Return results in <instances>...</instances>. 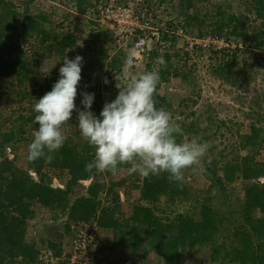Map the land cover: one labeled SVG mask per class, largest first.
Returning a JSON list of instances; mask_svg holds the SVG:
<instances>
[{"label": "rangeland", "instance_id": "1", "mask_svg": "<svg viewBox=\"0 0 264 264\" xmlns=\"http://www.w3.org/2000/svg\"><path fill=\"white\" fill-rule=\"evenodd\" d=\"M97 1L99 0H0V160L3 153L6 156L4 146L8 145V154L12 156L13 164L27 170L28 145L38 128L34 123V105L52 90L59 79V68L63 65L65 56L68 59H74L77 55L83 58L82 79L75 101L77 110H83V92L95 94L92 108L99 105L103 109L106 102L115 99L118 90L115 88L116 81L111 78L114 79L118 73V66L120 72L127 68L125 60L129 54L134 58L131 66L134 75L158 67L162 51H157L158 54L153 58V54H148V51L137 53L131 50L125 53L114 46L109 30L99 25L92 12ZM147 2L159 11L158 21L171 20L172 25L183 28L182 35H173L170 63L160 68H169L175 74H169L167 79H161L158 84L157 93L164 97L165 103L157 107L170 112L174 122L181 126L184 134L179 139H196L211 144L203 163L206 173L199 175L186 170L182 185L188 187L192 194L198 195L199 200L204 196L212 198L207 202L214 210L218 232L214 242L186 249L185 254L194 258L195 264H236L230 262L226 255L236 245L234 228L244 223L241 218L244 187L253 180L256 181L255 178H245L243 173L249 170H242L239 164L241 157L252 152L254 154V151H249L243 145L246 141L243 136L249 134L251 125L262 128L263 137L257 138L259 151L254 159L255 162L264 161V36L259 46L253 36L248 37V32L254 34L264 31V0ZM230 15L238 17L244 24V28H237L243 32L242 35L232 33L235 22L225 21ZM13 20L15 23H12ZM221 22H225V25H222L221 30L215 31L214 28ZM189 39H209L210 46L213 47L227 43L229 45L225 46V53L228 57H212L207 46L189 50L186 48ZM236 49L238 50L234 53ZM233 54L236 64L227 73L220 72L222 60L229 61ZM8 58H19L23 66L10 72L3 67ZM114 62L117 63L113 65ZM105 78L109 83H104ZM77 115L78 111H74L66 140L77 144L79 148L86 144L93 159V149L80 136ZM32 116L33 121L28 120ZM10 128H15L16 136L2 137L1 132ZM3 138L10 140L1 144ZM209 158L211 167L218 170L220 177H224L223 166L226 163L236 167L239 165L233 179L225 181L222 188L211 178L207 163ZM47 162L46 159L42 162L43 180L53 188H59L58 184L65 188L69 184L68 171ZM33 174L38 179V175ZM141 178L129 175L127 166H120V171L115 176L110 173L99 174L98 181L104 184V188L113 187L117 194L122 193L124 202L119 206V218L131 215L132 205L138 201V182ZM257 181L263 182L264 176H259ZM83 187L80 181L71 185L70 201L82 195ZM99 197L102 200L103 194L100 193ZM60 204L45 207L37 202L31 203L23 234L24 241L38 253L31 264H66L64 257L58 256V260L50 258L57 249L60 248L61 251L62 245L67 250L71 236V229L65 223L68 221V209ZM188 207L189 204H184L181 197L171 201L161 196L159 203H154L152 209L159 216L172 218L185 211L187 215L197 218L198 210L193 206L190 209ZM259 214L257 210H253L254 216ZM120 246L119 250L123 253L115 252L119 258L118 264H165L156 252L147 249L145 243L137 251L124 244ZM4 264L21 263L19 258L10 259V255H7Z\"/></svg>", "mask_w": 264, "mask_h": 264}, {"label": "trees", "instance_id": "2", "mask_svg": "<svg viewBox=\"0 0 264 264\" xmlns=\"http://www.w3.org/2000/svg\"><path fill=\"white\" fill-rule=\"evenodd\" d=\"M225 21L235 22L232 29L233 34L238 36L243 34L242 31L237 30L238 26L244 28V24L238 17L230 15ZM12 23L15 21L13 20ZM222 25H225V22L217 25L214 28L215 31L221 30ZM260 29L263 30L261 27ZM251 36L256 39L257 46H259L264 31L254 34L248 32V37ZM237 50L233 52L235 53ZM160 51H162V57L166 64H169L170 52ZM207 51L214 58L228 57L225 47L207 46ZM148 53L153 54V58L158 54L157 50H149ZM234 59L235 54L229 61L222 60V66L219 67L220 72L227 73L231 66L236 64ZM116 63L114 62L113 65ZM22 66L19 58L16 60L8 58L4 61L3 67L14 72ZM117 68L120 73V66ZM169 74H175V72H170L169 68L160 69L161 79H167ZM155 99L157 106L165 103L164 97L157 92ZM91 110L95 111L97 117L102 111L99 105L94 106ZM28 120L33 121V116ZM16 134L15 128L1 132L2 137H15ZM243 137H246L243 145L247 146L249 151H254V154L252 152L244 155L239 164L242 170L246 168L249 170V172L243 173V176L248 179L255 178L256 181L253 180L244 187V201L241 204V218L244 223L240 227L234 228L233 237L236 245L226 256L229 257L230 262L236 264H264V181H257L259 176H264V161L255 162L254 159V155L259 151L257 138L263 137L262 128L251 125L249 134ZM9 140L10 138H3L1 144ZM89 151L86 144L79 148L77 144L66 140L64 146L54 154L55 161L47 162L49 165H55L68 171L69 184L65 188H53L43 180L44 175L41 170L44 158L35 162L28 161L27 170H23L13 164V159L4 157V153L1 151L3 157L0 160V264H4L7 255H10V259L19 258L21 264H31L38 257L37 251L23 239L25 218L30 213V206L33 202L45 207H53V205L61 203L60 206L68 209V221L65 223L71 229L70 238L73 235L71 222L94 220L92 222H95L98 227H107L113 230L114 243L124 244L135 251L140 248L142 243H145L147 249L156 252L165 264H177L180 254L186 249L214 242L218 232V221L213 208L207 202L212 198L204 196L202 200H199V196L192 194L188 187L178 184V182H169L167 174L151 178L142 177L138 182L140 184L138 201L133 203L131 215L127 218H119L117 214L121 201L117 192L113 190V187L104 188V184L98 181L100 173H96L95 170L92 173L85 171L86 164L92 160ZM238 166L226 163L223 166L225 168L224 177H220L218 170L209 165L211 178L222 188L225 186V181L233 179ZM31 170L38 175V179L29 175ZM89 178H91V182L86 188V193L76 196L70 201L71 185L79 180ZM100 193H103L102 200L99 199ZM161 196L171 201L181 197L184 204H189L188 209L193 206L195 210H198V217L187 215L184 213L185 211L177 213L172 218L166 215H156L152 206L154 203H159ZM253 210H257L260 214L254 216ZM65 228H67L66 225ZM64 248L62 245L61 251L60 248L57 249L50 258L58 260V256L62 257L63 253L67 252Z\"/></svg>", "mask_w": 264, "mask_h": 264}, {"label": "clouds", "instance_id": "3", "mask_svg": "<svg viewBox=\"0 0 264 264\" xmlns=\"http://www.w3.org/2000/svg\"><path fill=\"white\" fill-rule=\"evenodd\" d=\"M133 55L125 60L127 68L116 73L118 94L106 102L99 117L91 111L94 93L83 92V110H77L76 97L81 77L83 58H63L59 79L52 90L34 105L38 128L28 145L27 159L41 158L51 162L54 154L65 144L74 111H78L77 126L80 136L92 149L93 159L85 166L92 173H110L127 166L129 175L144 178L167 174L169 182L182 184L186 170L203 175L205 158L211 144L196 139L182 140L183 129L174 122L170 112L157 107L155 95L161 81L160 68L166 67L163 57L158 67L134 75L131 71ZM104 83L109 81L105 78ZM207 163L210 165L211 160Z\"/></svg>", "mask_w": 264, "mask_h": 264}, {"label": "built area", "instance_id": "4", "mask_svg": "<svg viewBox=\"0 0 264 264\" xmlns=\"http://www.w3.org/2000/svg\"><path fill=\"white\" fill-rule=\"evenodd\" d=\"M92 12L99 25L109 30L114 46L125 53L131 50L137 53L149 50L170 52L174 43L173 35L183 34V28L180 25H172L171 20L158 21L159 11L150 6L146 0H99L94 3ZM189 40L186 47L189 50L196 47L204 48L211 44L209 39ZM228 45L227 43L216 45L215 48ZM4 147L6 157L11 159L8 145ZM29 173L35 176L34 172L29 171ZM81 182L88 185L91 178ZM58 186L61 187L59 184ZM120 199L124 200L122 195ZM71 228L73 235L68 243L67 252L62 256L66 264H96L102 246L99 241V227L95 222L77 221L71 222Z\"/></svg>", "mask_w": 264, "mask_h": 264}, {"label": "crops", "instance_id": "5", "mask_svg": "<svg viewBox=\"0 0 264 264\" xmlns=\"http://www.w3.org/2000/svg\"><path fill=\"white\" fill-rule=\"evenodd\" d=\"M58 178H59V176H58ZM79 181L81 182V180H79ZM83 186L84 187H83V193L82 194H85L86 193V188H87L88 185H84L83 184ZM118 195H119V198H120L122 193L118 192ZM120 201H121V204H122V202H124V200H121V199H120ZM99 229H100L99 230L100 231L99 241L102 244V246L100 248V257H99V259L96 262L98 264H106V263L107 264H118L119 263V258H118V255H115V252H117L119 254L123 253L121 250H119V248H121L120 245H122V244H116V243L113 242V230L111 228L99 227ZM202 245L203 244L197 245V246H195V248L200 247ZM186 251L187 250L183 251L180 254L177 264L178 263L179 264H195V259L187 256V254H185ZM112 260H116V262H113Z\"/></svg>", "mask_w": 264, "mask_h": 264}]
</instances>
